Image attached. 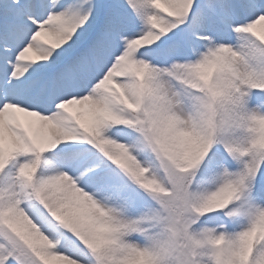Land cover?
Here are the masks:
<instances>
[{"label": "snow or ice", "instance_id": "6c2138e0", "mask_svg": "<svg viewBox=\"0 0 264 264\" xmlns=\"http://www.w3.org/2000/svg\"><path fill=\"white\" fill-rule=\"evenodd\" d=\"M0 264H264V0H0Z\"/></svg>", "mask_w": 264, "mask_h": 264}]
</instances>
